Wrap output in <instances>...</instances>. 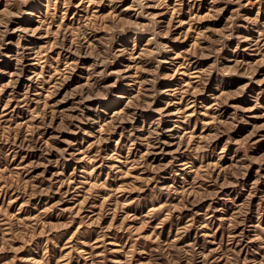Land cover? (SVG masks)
<instances>
[{"label":"rangeland","instance_id":"374dc122","mask_svg":"<svg viewBox=\"0 0 264 264\" xmlns=\"http://www.w3.org/2000/svg\"><path fill=\"white\" fill-rule=\"evenodd\" d=\"M0 264H264V0H0Z\"/></svg>","mask_w":264,"mask_h":264}]
</instances>
